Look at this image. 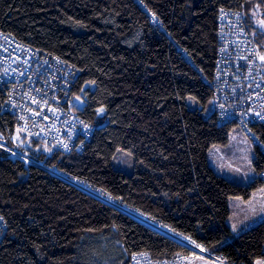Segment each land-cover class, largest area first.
I'll use <instances>...</instances> for the list:
<instances>
[{"label":"trees","instance_id":"1","mask_svg":"<svg viewBox=\"0 0 264 264\" xmlns=\"http://www.w3.org/2000/svg\"><path fill=\"white\" fill-rule=\"evenodd\" d=\"M222 8L241 11L262 46L264 0H0V31L78 69L72 93L94 127L82 154L21 138V157L0 155V264H131L140 252L203 250L224 264L264 258V219L235 237L227 223L229 198L264 181L234 184L207 158L235 126L203 115ZM252 129L264 146V125ZM120 150L130 172L113 165Z\"/></svg>","mask_w":264,"mask_h":264},{"label":"built area","instance_id":"2","mask_svg":"<svg viewBox=\"0 0 264 264\" xmlns=\"http://www.w3.org/2000/svg\"><path fill=\"white\" fill-rule=\"evenodd\" d=\"M217 38V59L209 82L215 122L242 127L264 158V146L252 129L264 125V61L241 11L220 9ZM78 74L75 66L0 31V155L21 157V138L36 140L66 155L85 151L94 127L73 107L74 99H82L72 93ZM257 178L264 181V166ZM7 232L3 217L0 242ZM190 263L191 258L185 255L158 260L147 252L137 253L131 261Z\"/></svg>","mask_w":264,"mask_h":264},{"label":"rangeland","instance_id":"3","mask_svg":"<svg viewBox=\"0 0 264 264\" xmlns=\"http://www.w3.org/2000/svg\"><path fill=\"white\" fill-rule=\"evenodd\" d=\"M257 25L264 34V21L256 18ZM251 35L252 32H250ZM259 56L264 57V43L261 47L257 45ZM262 60V59H261ZM264 61V60H262ZM187 105L190 109H202L201 104L193 98H187ZM214 111V103L212 99L208 100L205 105L203 115L208 116ZM14 139H20L18 136H13ZM254 141L249 134L240 126H234L229 133L228 141L224 145H213L208 153V163L210 167L219 176L224 177L234 184L249 185L257 179V173L253 167L255 158ZM114 167L131 171L132 160L131 156L123 151H118L113 162ZM230 215L227 223L231 229V234L235 237L241 231L250 228L264 219V212L261 208L264 207V184L254 190L249 198L241 196L231 197L228 200ZM233 225L236 230H233ZM232 239L226 240L223 244L230 242ZM190 264H224L219 258H211L209 253L203 251L190 256ZM261 261L264 264V258L255 261Z\"/></svg>","mask_w":264,"mask_h":264},{"label":"water","instance_id":"4","mask_svg":"<svg viewBox=\"0 0 264 264\" xmlns=\"http://www.w3.org/2000/svg\"><path fill=\"white\" fill-rule=\"evenodd\" d=\"M73 107L78 112H82L85 108V102L82 99H74L73 100Z\"/></svg>","mask_w":264,"mask_h":264},{"label":"snow or ice","instance_id":"5","mask_svg":"<svg viewBox=\"0 0 264 264\" xmlns=\"http://www.w3.org/2000/svg\"><path fill=\"white\" fill-rule=\"evenodd\" d=\"M141 2H143V0H141ZM262 23H264V22H262ZM261 59L264 60V57H261ZM77 99H79V98H77ZM99 111H100V112H103L104 109L101 108V109H99ZM257 115H259V113H257ZM262 119H264V117H262ZM65 147H66V146H65ZM261 212H264V207L261 208ZM2 219H3V217H0V220H2ZM233 230H234V231L236 230V226H235V225H233ZM193 243H195V242L193 241ZM197 247H199V245H197ZM202 250H203V249H202ZM257 264H262V262H261V261H257Z\"/></svg>","mask_w":264,"mask_h":264},{"label":"bare ground","instance_id":"6","mask_svg":"<svg viewBox=\"0 0 264 264\" xmlns=\"http://www.w3.org/2000/svg\"><path fill=\"white\" fill-rule=\"evenodd\" d=\"M11 35V34H10ZM12 37H13V35H12ZM19 41V40H18Z\"/></svg>","mask_w":264,"mask_h":264}]
</instances>
